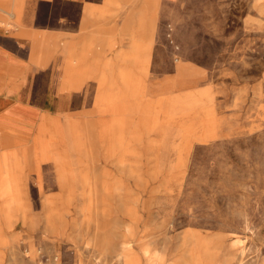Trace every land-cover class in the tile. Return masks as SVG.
<instances>
[{
    "label": "rangeland",
    "instance_id": "rangeland-1",
    "mask_svg": "<svg viewBox=\"0 0 264 264\" xmlns=\"http://www.w3.org/2000/svg\"><path fill=\"white\" fill-rule=\"evenodd\" d=\"M133 16L130 30L83 31L99 62L95 77L73 71L71 108L52 111L64 143L51 127L41 149L48 116L0 128V158L23 163L0 264H264V0H137ZM139 17L153 27L138 91L106 85L120 100L100 104L101 75L128 70L104 63L145 36Z\"/></svg>",
    "mask_w": 264,
    "mask_h": 264
},
{
    "label": "crops",
    "instance_id": "crops-1",
    "mask_svg": "<svg viewBox=\"0 0 264 264\" xmlns=\"http://www.w3.org/2000/svg\"><path fill=\"white\" fill-rule=\"evenodd\" d=\"M6 8L9 11L4 10ZM136 10L137 0H0V128H12L18 132H23L26 127L37 130L42 117L48 116L42 122L47 128L55 127L63 142L65 136L50 119L52 111L57 107L71 108L72 101L67 95L75 89L69 82L73 71L83 72L77 74L78 77H95L86 72L95 69L99 62L97 57L87 61L86 56L90 53V45L100 38L95 34L86 35L83 31L130 30L134 26ZM8 18L11 19L10 26L5 27ZM144 19L138 18L141 20L138 23L140 28H147L142 42L138 41L136 33L130 32L133 42L129 49L104 63L108 70L113 69L115 62L126 63L128 70L120 69L117 73L120 83L110 79L108 74L101 75L98 103L120 100L107 94L112 88L105 90V87L112 84H121L128 92L127 101H133L135 94L132 92H137L140 86L135 69L143 64L139 55L146 56L150 50L147 42L151 39L153 19L145 24L142 22ZM58 67L62 69L65 80L63 91H58L55 80ZM40 79L45 81L43 90ZM59 92L65 95L58 102ZM42 93L48 97V106H42L40 99L36 100V95ZM27 151L24 148L23 159L28 155ZM5 158L9 161L15 159L20 168L23 165L17 150L7 152L0 159ZM220 261L217 264H224Z\"/></svg>",
    "mask_w": 264,
    "mask_h": 264
},
{
    "label": "bare ground",
    "instance_id": "bare-ground-1",
    "mask_svg": "<svg viewBox=\"0 0 264 264\" xmlns=\"http://www.w3.org/2000/svg\"><path fill=\"white\" fill-rule=\"evenodd\" d=\"M44 125L43 122L40 123L39 128V145L43 151L47 150L49 145H52L51 142L53 140L51 131ZM48 133V134H47ZM50 139H44L46 136H50ZM49 138V137H48ZM49 142L46 144V142ZM42 151V152H43ZM29 156H25V163L29 162ZM6 162L10 163L9 165ZM22 168L17 165L16 160H7L6 158L0 159V215L5 208L14 209L16 206V202L19 201L20 197H22V189L19 181L22 177Z\"/></svg>",
    "mask_w": 264,
    "mask_h": 264
}]
</instances>
